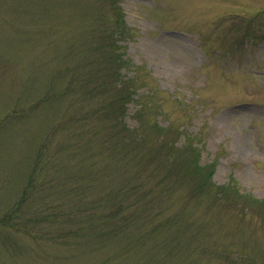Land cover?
I'll return each mask as SVG.
<instances>
[{
	"label": "rangeland",
	"instance_id": "374dc122",
	"mask_svg": "<svg viewBox=\"0 0 264 264\" xmlns=\"http://www.w3.org/2000/svg\"><path fill=\"white\" fill-rule=\"evenodd\" d=\"M117 8L126 33L121 74L136 78L138 88L125 125L136 127L133 114L141 109L147 151L188 145L202 169L212 164L210 184L233 182L236 191L198 192L197 178L182 181L172 162H152L155 170L136 179L155 192L163 186L151 224L84 242L0 229V264H264V0H0V216L18 202L50 133L48 155L64 165L53 174L64 203L70 185H82L96 169L113 174L98 176L87 199L110 196L133 171L113 166L110 153L97 155L93 144L92 151L72 146L69 124L65 131L59 125L76 112L73 95L37 104L48 90L62 91L72 72L87 69L85 57L113 29ZM169 217L174 226L149 240L138 231L157 230ZM133 237L137 248L119 258ZM161 242L167 252L159 261Z\"/></svg>",
	"mask_w": 264,
	"mask_h": 264
},
{
	"label": "trees",
	"instance_id": "16d2710c",
	"mask_svg": "<svg viewBox=\"0 0 264 264\" xmlns=\"http://www.w3.org/2000/svg\"><path fill=\"white\" fill-rule=\"evenodd\" d=\"M115 15L113 29H109L106 36L104 34L105 38L103 37L101 44L99 43L92 49L90 54L87 53V57H85L87 69L85 71L77 69L78 71L75 73L72 72V76L68 78L67 86L62 91L50 93L48 90L43 96L44 100L37 104L40 106L44 102L58 97L63 99L68 94L70 97L73 95L74 99L70 102L73 101L71 105L76 106V112L69 115L66 122L59 125V129L65 131L67 130L65 123L69 124L72 130L68 129L67 131L71 134L72 146L83 144V148L92 151L93 149L89 148L93 144L96 146L94 152L97 155L110 153L112 159L115 160L112 163L113 166L117 163L133 166V171L125 174L126 177L123 175V183L120 182L121 185L116 187L117 189L110 191V196L105 199H87L85 196L92 188L91 184L98 182V176L106 177L108 173L113 174L111 173L112 168L100 171L96 169V173L92 171L80 180L82 185L78 186V183L70 185L71 197L69 202L64 203L63 200L60 201L62 198L59 196L62 186L58 184V180L53 175L59 166L64 165H61L58 156H54L55 154L53 158L48 155V144L51 143V140L53 141L50 133L38 147L37 162L33 166L32 174L18 202L0 216L1 230L25 234L29 231L30 234L46 240L61 241L63 238L69 237L75 242L81 239L84 242L85 240L98 241V239L106 237H123L126 232L129 233L138 225L140 226V222L144 221L146 225L151 224L156 217L155 213L158 212L155 209V204L160 201V199L157 200V195L161 193L163 186H158V191L155 192L151 188L144 189L136 180L146 169L155 170L151 167L152 162H159V165L155 164L156 167L163 163L169 165L172 162L173 170H176L178 178L182 181L197 178L199 181L198 192L207 186L217 188L220 195L225 191H236L233 182L219 188L210 184L213 173L212 164H210L212 169H202L197 164L195 149L188 145L172 152L166 150L165 144L162 143L164 149L160 146L159 149L157 147L155 153L147 151L143 146L147 137L144 129L149 126L142 119L144 112L141 109L136 110L133 114L138 125L134 128L125 125L127 107L137 98L138 88L135 85L136 78L121 74L122 69L126 66V60L120 51V41L124 39L126 33L120 9H116ZM246 33H249L248 28L243 37H246ZM94 95L97 96L96 105L90 108L88 102L96 98ZM85 103L86 107H84ZM62 127L63 129H61ZM55 130L57 129L55 128ZM160 149L166 150V152L164 151L165 155L157 157ZM88 152L87 155H89ZM89 158L95 159L96 156ZM49 166L53 167V172L50 170L53 177L48 174ZM170 173V171L167 172L162 180H167ZM54 196L55 198H53ZM37 200H39L38 203L35 202ZM251 200L258 205L262 204L254 199ZM44 202L47 207L43 209L41 204ZM63 206H67V208H63ZM176 222L174 217H169L155 227L157 228V230H153L155 232L151 229L146 232L147 228L144 226L138 231L143 233V238L149 240L157 232L165 231L168 227L174 226ZM163 242L166 243V241ZM136 244L133 237L131 242H128V245L119 252V258L123 254L124 256L131 254L137 248ZM165 247L161 242L158 249L159 261L163 259V252H167ZM225 261L226 264H244L241 260H237L236 263L227 259Z\"/></svg>",
	"mask_w": 264,
	"mask_h": 264
}]
</instances>
